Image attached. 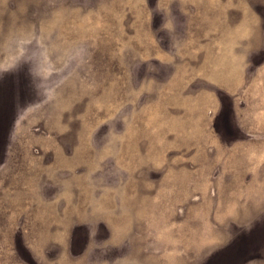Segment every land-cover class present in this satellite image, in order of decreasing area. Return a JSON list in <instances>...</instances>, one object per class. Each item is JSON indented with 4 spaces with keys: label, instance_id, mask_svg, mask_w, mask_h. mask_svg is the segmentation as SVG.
<instances>
[{
    "label": "rangeland",
    "instance_id": "rangeland-1",
    "mask_svg": "<svg viewBox=\"0 0 264 264\" xmlns=\"http://www.w3.org/2000/svg\"><path fill=\"white\" fill-rule=\"evenodd\" d=\"M0 264H264V0H0Z\"/></svg>",
    "mask_w": 264,
    "mask_h": 264
}]
</instances>
